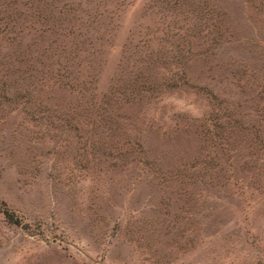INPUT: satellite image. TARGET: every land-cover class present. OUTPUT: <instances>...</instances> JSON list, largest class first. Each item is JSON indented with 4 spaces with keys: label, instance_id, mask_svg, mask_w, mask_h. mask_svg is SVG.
Instances as JSON below:
<instances>
[{
    "label": "rangeland",
    "instance_id": "1",
    "mask_svg": "<svg viewBox=\"0 0 264 264\" xmlns=\"http://www.w3.org/2000/svg\"><path fill=\"white\" fill-rule=\"evenodd\" d=\"M0 264H264V0H0Z\"/></svg>",
    "mask_w": 264,
    "mask_h": 264
}]
</instances>
